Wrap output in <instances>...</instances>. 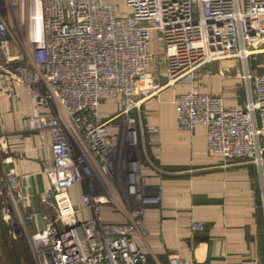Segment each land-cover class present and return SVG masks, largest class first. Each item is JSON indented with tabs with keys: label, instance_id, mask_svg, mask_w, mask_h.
Wrapping results in <instances>:
<instances>
[{
	"label": "built area",
	"instance_id": "obj_1",
	"mask_svg": "<svg viewBox=\"0 0 264 264\" xmlns=\"http://www.w3.org/2000/svg\"><path fill=\"white\" fill-rule=\"evenodd\" d=\"M122 1L123 8L111 0H0V103L25 92L37 111L21 118L22 130H46L50 140L51 160L40 170L49 182L38 198L43 212L31 210L25 175L13 167L0 172V193L30 228L29 264H147L134 236L146 234L143 206L156 199L140 183L135 155L117 149L119 134L133 132V120L122 118L155 90L206 75L237 79L243 104L226 106L221 94L190 88L173 99L177 124L204 125L208 151L225 163L254 165L264 219V73L250 64L264 52V0ZM231 62L239 64L234 75ZM160 78L154 90L139 93L140 79L148 86ZM108 101L117 109L104 117L100 107ZM4 114L0 151L7 144ZM118 170L125 173L123 196L112 185ZM82 181L86 191L73 203L69 190ZM102 204L127 221H104ZM169 264L184 262L173 254Z\"/></svg>",
	"mask_w": 264,
	"mask_h": 264
},
{
	"label": "crops",
	"instance_id": "obj_2",
	"mask_svg": "<svg viewBox=\"0 0 264 264\" xmlns=\"http://www.w3.org/2000/svg\"><path fill=\"white\" fill-rule=\"evenodd\" d=\"M261 67L264 73V61ZM232 81L217 74L202 76L192 84L176 83L155 90L142 104L143 124L156 127L142 139L144 152L138 160L141 184L156 199L143 206L146 234L134 236L147 264H169L173 254L184 264H264V219L254 165L225 163L219 154L208 151L204 125L187 130L176 121L173 99L190 88L221 94L226 106L242 105L244 92ZM143 82L140 79L139 93L154 90L164 79L148 86ZM113 105L109 101L101 105L104 117L116 112ZM0 110L5 112L7 130L6 150L0 152L1 170L13 167L26 176L24 183L34 194L31 208L36 210L38 198L49 184L40 173L41 162L51 160L48 133L22 130L21 118L37 111L25 92L15 100L2 101ZM6 155L13 162H5ZM85 191L81 183L73 185L69 190L72 202L78 203ZM101 216L108 223L128 218L112 204H102ZM192 222L203 223V228L192 230Z\"/></svg>",
	"mask_w": 264,
	"mask_h": 264
},
{
	"label": "rangeland",
	"instance_id": "obj_3",
	"mask_svg": "<svg viewBox=\"0 0 264 264\" xmlns=\"http://www.w3.org/2000/svg\"><path fill=\"white\" fill-rule=\"evenodd\" d=\"M111 1L117 4L119 7L123 8L122 0H111ZM33 19H34V30L35 32H37L35 16L33 17ZM255 57L256 59L255 60L252 59L250 64L251 67L254 69V72H260L262 68L261 63L264 61V52L256 54ZM224 63L225 61L222 62V64ZM231 64L233 67L231 69L230 74L234 75L237 72L238 69L237 66L239 64L237 62H231ZM217 65H218L217 63L213 62L212 66H210V69L212 71H216ZM232 80H233L232 83L236 88L240 86L237 79H232ZM154 83H156V81ZM156 84H160V83L157 82ZM144 102L145 101L140 103L138 108H134L133 110L124 114L122 120H126V118L133 120V123H131V129H133V132L132 133L130 132L132 135L129 134L127 138L128 141L127 139L124 138L125 136L124 132L122 133L123 137H121V135L119 134V144L117 148L118 151H120L121 153L126 152L127 149L128 151L132 152L138 160L142 158L141 156L143 155L144 152L143 149L141 150L142 139L147 134V132L152 133L148 129L149 127H146L143 124L144 120L142 118L141 110L143 107L142 104ZM114 109H117V107H114ZM125 115L127 117H125ZM119 120H120L119 118L115 120L114 125L112 126L113 130H115L114 126L118 124ZM131 140H133L134 142L133 145L130 143ZM0 162H1V157H0ZM139 165H138V169H139ZM0 172H4L1 170V163H0ZM138 175H140L139 172ZM116 177L117 179L113 180L112 183L113 187L115 188L114 193L116 195L119 194L123 196L125 173L118 170ZM139 180H140V176H139ZM86 184L87 183L85 181L81 182V185L84 189L87 188ZM124 202L125 204L128 205L129 199L125 198ZM42 208L43 206L41 204H38L37 202L36 210H33L32 208L31 210L39 213L42 210ZM29 231L30 228L25 226V224L23 223V220L21 218V212L19 211L18 206L15 205L10 199L6 198L3 194L0 193V264H29L31 262L33 255L29 242Z\"/></svg>",
	"mask_w": 264,
	"mask_h": 264
},
{
	"label": "bare ground",
	"instance_id": "obj_4",
	"mask_svg": "<svg viewBox=\"0 0 264 264\" xmlns=\"http://www.w3.org/2000/svg\"><path fill=\"white\" fill-rule=\"evenodd\" d=\"M33 14H34V16L36 18L37 32H39V29H40V14H39V8H38L37 4L35 6ZM128 129H130V128H128ZM114 198H115L114 194H112V199H114Z\"/></svg>",
	"mask_w": 264,
	"mask_h": 264
}]
</instances>
